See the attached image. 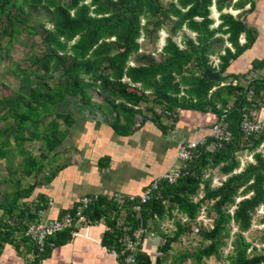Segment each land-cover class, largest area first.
I'll return each instance as SVG.
<instances>
[{
  "label": "trees",
  "instance_id": "16d2710c",
  "mask_svg": "<svg viewBox=\"0 0 264 264\" xmlns=\"http://www.w3.org/2000/svg\"><path fill=\"white\" fill-rule=\"evenodd\" d=\"M43 1L0 0V78L5 75L19 85L11 96H0V122H4V127H0V161L7 159L10 176L34 181L21 190V179L16 180L9 214L11 206L20 199H29L38 188L47 191L67 168L61 163L68 151L64 142L75 124V115L85 116L87 108L103 107L114 116L113 128L121 134L128 133L135 116L146 109L160 110L162 114L173 113L177 108L213 112L218 122L225 114L222 126L230 140H205L204 145L193 150L187 171L180 174L175 184L162 182L145 203L136 198L118 205L101 198L87 214L93 221L105 217L108 230L103 239L110 250L120 248L125 236H131L138 228L155 230L163 236L158 253L143 250L136 264H165L159 253L169 255L173 244L195 231L202 243L209 244L193 255L181 254L171 264H204L219 253L233 226L237 235L228 264H264V254L249 255L253 245L243 235L252 229L255 215L264 207V132L246 139L240 129L245 114L264 106V77L223 87L219 86L223 78L209 79L215 72L209 65V56L216 52L212 46L224 42L215 34L230 35L229 42L236 48L233 53L226 49L220 74L225 73L231 59L252 45L248 36L246 44L238 46L239 36L246 33V28L232 15L222 13L232 0H216L222 19L217 29H211L213 0H178L172 5L163 0H91L88 5L86 0H54L53 7ZM244 5L239 2L235 7ZM58 10L68 14L78 11L86 16L74 43L63 40L48 27L55 23ZM184 28L196 32L197 41L184 35L189 44L185 49L175 41ZM162 30L169 36L160 62L153 57L155 52L143 53V62L133 67L132 57L142 50V36L156 45ZM15 44L26 48L23 60L10 55ZM262 64L255 71H260ZM93 93H97L102 104H94ZM230 101L232 106L228 107ZM11 118L16 122L11 124ZM33 140L41 142L42 151L37 157L24 147ZM209 144L214 146L211 151L206 149ZM245 151L252 153L255 161L242 169L238 158ZM215 170L226 178L218 187L213 186L211 172ZM36 201L37 212L49 204L44 194L38 195ZM104 204L105 209L98 207ZM135 206L139 209L134 210ZM203 209L209 211L213 220L211 229H195ZM114 211L116 216L118 212L126 215L120 226L112 222L113 214L108 213ZM21 214L34 217L25 209ZM159 220L174 221L175 232L167 235L160 231ZM260 224L264 226V217Z\"/></svg>",
  "mask_w": 264,
  "mask_h": 264
},
{
  "label": "crops",
  "instance_id": "0c3cea01",
  "mask_svg": "<svg viewBox=\"0 0 264 264\" xmlns=\"http://www.w3.org/2000/svg\"><path fill=\"white\" fill-rule=\"evenodd\" d=\"M167 1L166 5L178 2ZM213 2L211 29H217L222 24L221 12L217 9L216 0ZM239 2L245 5L235 7ZM222 13L232 15L246 28V33L239 36L238 46L245 45L248 36L252 39V45L230 60L225 73L220 74L224 80L219 86H227L229 83L236 86L241 81L245 83L246 80L264 77V67L255 71L259 64H264V0H232L231 6L225 7ZM197 20L201 21V18ZM164 35L165 45L169 34L164 31ZM184 35L196 41V32L184 28V32H180L175 38L176 42L180 39V43H177L183 49L189 47ZM215 38H222L224 42L220 46H212L216 52L209 56V65L215 73H220L226 49L233 53L236 48L229 42L230 35L222 32L215 34ZM152 99L151 96L150 101ZM231 106L230 101L228 107ZM141 108H146V105L143 104ZM102 109L103 107L87 108L84 110L85 116H75V125L68 135L72 137L67 150L75 153L76 157L68 159L65 163L67 168L58 175L47 191H42L40 187L29 199H20L17 205L11 206V214L8 208L13 204V196L16 194V188H13L16 180L21 179V190H26L33 183L27 185L23 180L28 179H22L21 176L9 175L8 179H0V264H123L112 254L103 239L108 230L105 217L93 221L87 212L85 216L88 217L89 224L81 222L73 230L64 232L63 236H53L49 242V250L39 256L32 243L24 236L25 226L32 222L48 223L68 215L77 218L76 211L83 198H95L97 203L101 198H106L108 203H116L111 197L119 194L139 198L157 177L181 168L178 150L182 144L201 140L205 142L212 138V126L218 122V117L213 112L177 108L173 113L162 114L160 110L140 109L130 131L121 134L113 128L114 120L109 118L114 116ZM86 110L90 113H86ZM250 112H257L264 121V106ZM220 117L224 120L225 114ZM41 194L47 196L49 204H46V209L37 212L36 197ZM105 205L98 207L103 210ZM22 209L30 211L34 217L29 219L28 214L22 215ZM108 213L113 214L112 222L116 221V226H120L126 216L124 212H118L117 216L116 211ZM163 222L165 221L160 223ZM151 231L154 236L146 238L142 251L154 254L164 240L158 232ZM68 234L70 238H67ZM127 236L129 234L125 237Z\"/></svg>",
  "mask_w": 264,
  "mask_h": 264
},
{
  "label": "rangeland",
  "instance_id": "374dc122",
  "mask_svg": "<svg viewBox=\"0 0 264 264\" xmlns=\"http://www.w3.org/2000/svg\"><path fill=\"white\" fill-rule=\"evenodd\" d=\"M90 1L91 0H86L85 4L88 5ZM163 1L165 4H166V2H168L167 0H163ZM43 3L46 5L49 4L51 7H53L54 0H44ZM85 22H86V16L85 15H79L78 11L77 12L75 11V12L68 14L67 12H64L62 10H58V14H57V18H56L55 23L53 25H49L48 27L55 30L62 37L63 40L72 41V43H74V41L78 37L79 31L82 28V25ZM142 23L144 24V20L142 21ZM164 38H165L164 30H162V31H160L159 40H158L157 44L155 45V44H153V42L151 43L149 41V38H145V36L143 35L139 41L141 44V48H142V50L140 51L141 53L139 55L137 54L134 57H132L133 64H131V65L133 67H135L138 63L143 62L142 56H141L143 53L155 52L153 54V57L157 60V62H160V60L162 59L161 51H162V48L165 46L164 45ZM179 41H180V39H177L178 43H180ZM25 51H26V48H24V46L15 44L14 47L10 50V55L13 58H19V59L23 60V58L26 56ZM18 89H19V85L15 84L13 82V79H11L10 77L3 75L0 78V96H2V95L3 96H11ZM96 94L97 93H93V95L95 97L94 104L100 105V103H101L100 99L96 96ZM71 111H73V110H71ZM74 113L76 114V112H74ZM109 118H110V120L115 119V118L110 117V116H109ZM9 122L11 124H13L16 121L11 118ZM74 125L75 124H73V126ZM0 127H4V122H0ZM64 129L67 130V129H69V127L65 126ZM71 137H72V135L66 140V142H64V147L68 148V143L71 141ZM24 147L28 151H31V153L35 157L40 155L41 151H42L41 142H39V141H34V140L28 141L24 144ZM262 151L264 152V147L262 148ZM67 154L69 157L66 156L65 158L61 159L62 165H65V163L68 162V159L71 156H73L72 160L76 157L75 153H73L69 149L67 151ZM19 159H20V157L16 161L18 162ZM238 159L242 162V169L245 168L247 163L255 161L253 154L248 153L246 151L243 152V154L241 156H239ZM22 167H24V165H22ZM46 169H47L46 171H48L49 167ZM10 173H11V171L8 170V162L5 159L1 160L0 161V179L1 180L8 179ZM207 173H209V172H207ZM211 173L214 176V179H213V186L214 187H218L220 185V183H222V181H224L226 179V178H223L222 175L220 174V172H218L217 170H215ZM61 174H62V172H60L58 175H61ZM47 175H49V174H47ZM23 179H26V178H23ZM23 181L27 182V185L32 184L34 182L33 178L31 180L28 179V180H23ZM202 194H203V191L201 190L200 197L202 196ZM208 212L209 211L206 209L202 210L201 216L199 217V219L196 222L197 227H195V229H198L200 227L204 228V229H211L212 228L213 220L208 215L209 214ZM263 217H264V207L262 206L259 208L257 214L254 217L252 229H250L248 232L243 234L245 239L247 240V242L252 243V245H253L248 250L250 256H254V255L257 256V255L264 254V226L262 224H260V220ZM88 220L89 219L87 217L86 221H88ZM160 222L161 221L159 220L160 231L166 232L167 235H170V234L175 232L176 229H175L174 221L168 220V221H165L163 223H160ZM236 233H237V229L233 226V231H232L231 236L229 238L224 239V242L220 247L219 253L214 255L213 257H211L209 259H206L204 264H228L229 263V257L228 256L232 252V243H233V241L237 235ZM160 240H161V238H160ZM201 240H202V238L198 237V235L195 231L192 235L184 237L182 239V241H179V242L173 244V249L169 255H163V254L159 253V256L161 258L163 257V259H165V264H171L173 262V260L177 259L181 254L189 253V254L193 255L196 252H198L200 249L204 248L206 245L209 244V242H207V241L202 243ZM157 253H158L157 251L154 252L155 255ZM190 263H191V261H188L186 264H190Z\"/></svg>",
  "mask_w": 264,
  "mask_h": 264
},
{
  "label": "built area",
  "instance_id": "2783aa9c",
  "mask_svg": "<svg viewBox=\"0 0 264 264\" xmlns=\"http://www.w3.org/2000/svg\"><path fill=\"white\" fill-rule=\"evenodd\" d=\"M264 76V70L262 72ZM223 118V117H222ZM223 120L220 119V122H215L212 126L211 137L219 141H229L230 136L225 135L224 126H222ZM240 129L246 139L252 137L253 135H259L264 132V121L260 119L258 113L250 112L245 114L240 123ZM200 145H204V141H197L192 143L182 144L178 150V159L181 161L182 166L180 169L173 171L172 173L164 174L160 177H157L147 186L142 194L139 197L141 203H145L150 197L157 191L162 184L166 181L170 184H175L178 177L183 171H187L190 161L192 158V152L195 148ZM208 151L214 149L212 144L206 146ZM112 201H116L117 204L121 205L124 202H133L136 198L134 197H125L122 194L112 195ZM97 203L95 198H83L80 201V205L77 208L76 216L77 218L68 215L58 220H53L48 223H39L32 222L24 231V236L29 240L34 246L37 255H42L47 252L48 240L55 235L60 233L71 231L74 229L75 225L81 222L88 221L85 214L90 211ZM135 210L139 208L135 206ZM149 236H154V233L144 230L143 228H138L131 236H127L123 240V244L120 248H112V254L123 264H136L138 262V256L141 253L142 249L145 246L146 238Z\"/></svg>",
  "mask_w": 264,
  "mask_h": 264
},
{
  "label": "water",
  "instance_id": "95a60500",
  "mask_svg": "<svg viewBox=\"0 0 264 264\" xmlns=\"http://www.w3.org/2000/svg\"><path fill=\"white\" fill-rule=\"evenodd\" d=\"M209 79L212 81H218L221 79V75H220V73L213 72L210 74Z\"/></svg>",
  "mask_w": 264,
  "mask_h": 264
}]
</instances>
